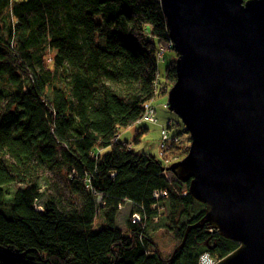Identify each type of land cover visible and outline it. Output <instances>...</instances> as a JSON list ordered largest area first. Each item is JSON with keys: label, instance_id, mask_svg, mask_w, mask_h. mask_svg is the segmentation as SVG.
Returning a JSON list of instances; mask_svg holds the SVG:
<instances>
[{"label": "trees", "instance_id": "obj_1", "mask_svg": "<svg viewBox=\"0 0 264 264\" xmlns=\"http://www.w3.org/2000/svg\"><path fill=\"white\" fill-rule=\"evenodd\" d=\"M168 42L158 0H0V264H200L236 249L207 223L187 232L205 211L189 180L116 138L148 131L136 122L154 87L175 81L176 55L158 77ZM170 135L166 157H184ZM162 228L181 245L165 258Z\"/></svg>", "mask_w": 264, "mask_h": 264}, {"label": "water", "instance_id": "obj_2", "mask_svg": "<svg viewBox=\"0 0 264 264\" xmlns=\"http://www.w3.org/2000/svg\"><path fill=\"white\" fill-rule=\"evenodd\" d=\"M158 1L176 53L166 105L190 138L166 171L205 206L187 232L237 244L215 264H264V0Z\"/></svg>", "mask_w": 264, "mask_h": 264}, {"label": "rangeland", "instance_id": "obj_3", "mask_svg": "<svg viewBox=\"0 0 264 264\" xmlns=\"http://www.w3.org/2000/svg\"><path fill=\"white\" fill-rule=\"evenodd\" d=\"M11 1H22V0H11ZM176 53L174 50H167L162 54V59L157 62V70H158V77L159 81L163 82V75L164 70L167 64L170 63L171 59L175 57ZM176 59V57H175ZM172 86V85H171ZM171 86H167L166 89L160 94H157V96L151 100L150 104L155 109V117L157 118V122L155 123H147L145 124L148 128V131L144 134H140L138 137V141H135V129L136 126H131L125 129L119 130V137L123 140H128L130 143V146L136 150V151H144L151 155L158 156V149H159V141H160V129L161 126H166L167 122L169 121L172 126L170 128L171 134L178 133L181 139V142L188 146L190 145V138L189 134L186 132L184 125L180 121V119L173 114L170 110H168V107L166 105L167 103V93ZM166 91V92H165ZM161 92V91H160ZM178 143V142H177ZM168 157H166V151L163 152V156L165 157V160H167L168 164H172L174 162H178L184 157H177V155L170 151L168 154ZM168 165V166H170ZM167 166V167H168ZM167 175L169 177L174 176L172 172L166 171ZM50 179L56 180L59 182V176L55 174L50 175ZM175 177V176H174ZM60 183V182H59ZM131 210V207L126 204L122 206V209H120L118 218H117V224L120 228L125 229V218L129 214V211ZM165 211L161 210L160 214H163ZM155 222V221H154ZM102 224L100 216H98L95 220V226L99 227ZM209 226L212 228V226L209 224ZM213 230V228H212ZM153 242L156 245V248L158 249L160 255L165 258L171 255L174 251H176L180 244L179 242L174 239L171 233L167 232L165 229H158L151 233ZM203 257V256H202ZM208 257V256H207ZM210 259V257H208ZM215 259H210V261ZM206 261H202V264H207Z\"/></svg>", "mask_w": 264, "mask_h": 264}, {"label": "built area", "instance_id": "obj_4", "mask_svg": "<svg viewBox=\"0 0 264 264\" xmlns=\"http://www.w3.org/2000/svg\"><path fill=\"white\" fill-rule=\"evenodd\" d=\"M170 46H173V44H172L171 40L169 39V42H168L167 45L160 46L158 48L157 55H156L157 56V60H161L162 59V54L166 51V48H169ZM154 85L156 86V81H155V84ZM154 90H155V96L153 97V99L157 96V94H156L157 93L156 87H154ZM150 102H148L145 105V108H144V111H143L141 117L136 122L137 124H144V123L151 124V123L157 122V118L155 117V109L150 104ZM171 126H172V124L168 121L167 124H166V126H161V129H160V141H159V144H158V146H159V149H158V157L163 160V163H164L165 167H167L168 165H170V164H168L167 160H165V157L163 156V152L166 151L167 145L170 143V140L172 139V137L170 135V133H171L170 132ZM116 138H119V135H116ZM173 139H174L173 142H176L177 143L178 139L177 138H173ZM126 146L128 148H131L130 144H127ZM159 195H163L164 196L165 193L164 192H162V193H157V192L154 193V196L156 198ZM132 219L134 221H139L140 220L139 219V216L137 214L132 215ZM210 259H208L207 256H203V257H201L200 264H202L201 263L202 261H206V260L208 261L207 264H215L218 261V260H215V261L211 260L210 261Z\"/></svg>", "mask_w": 264, "mask_h": 264}, {"label": "crops", "instance_id": "obj_5", "mask_svg": "<svg viewBox=\"0 0 264 264\" xmlns=\"http://www.w3.org/2000/svg\"><path fill=\"white\" fill-rule=\"evenodd\" d=\"M131 148H133V146Z\"/></svg>", "mask_w": 264, "mask_h": 264}, {"label": "bare ground", "instance_id": "obj_6", "mask_svg": "<svg viewBox=\"0 0 264 264\" xmlns=\"http://www.w3.org/2000/svg\"><path fill=\"white\" fill-rule=\"evenodd\" d=\"M120 138V137H119Z\"/></svg>", "mask_w": 264, "mask_h": 264}]
</instances>
